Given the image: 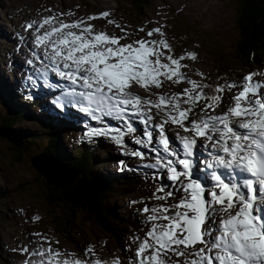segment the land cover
<instances>
[{
    "label": "snow or ice",
    "instance_id": "obj_1",
    "mask_svg": "<svg viewBox=\"0 0 264 264\" xmlns=\"http://www.w3.org/2000/svg\"><path fill=\"white\" fill-rule=\"evenodd\" d=\"M44 11L51 14L28 21V35L19 37L29 53L27 98L41 85L57 91L58 109H76L100 125H85L88 139H108L122 155L148 161L136 167L152 170L145 178L158 184L149 197L129 201L143 205L136 214L144 235L125 242L127 264H264V71L212 83L197 71L196 80L184 61L196 62L199 53L178 55L167 25L129 30L107 10ZM99 19L119 34L98 29L92 21ZM134 122L143 126L139 135ZM126 137L139 147L129 148ZM31 236L13 249L23 264H124L92 244L81 256L43 232Z\"/></svg>",
    "mask_w": 264,
    "mask_h": 264
},
{
    "label": "rangeland",
    "instance_id": "obj_2",
    "mask_svg": "<svg viewBox=\"0 0 264 264\" xmlns=\"http://www.w3.org/2000/svg\"><path fill=\"white\" fill-rule=\"evenodd\" d=\"M235 0H148V4L139 10L133 9L127 0H0V54L3 49L6 50V55L0 60V73H3V78L7 80L15 89L17 86L21 87L20 91H16L15 100L19 102H27L30 100L26 97L21 98L24 91L30 93L27 87H22L17 81L15 75L16 66L12 65L13 60L17 61L19 55L26 61L28 50L25 55L14 49V42L18 41L16 32L24 30L26 21L32 19H39L41 15H49L51 13L45 12L46 8H53L55 12H64L69 9L77 12L78 15L87 16L90 14L99 13L102 11H110L112 13L111 19L117 20L122 25H127L129 30L137 29L147 25V27H157L160 25H167L166 32L174 45L178 55L183 54L188 50H195L199 53V59L196 62L184 61L189 64L186 69L189 76L193 79L200 80L196 74L197 71L208 74L215 65H218V60L225 51H230L235 46L238 39L237 31L234 25ZM79 6L78 8L76 6ZM20 14V16H19ZM26 21H25V20ZM101 30L109 32H117L112 25L107 24L106 19H99L92 21ZM150 22V23H149ZM17 25V26H15ZM6 34V35H5ZM140 35H143L141 33ZM15 42V43H16ZM29 54V53H28ZM30 71V68H29ZM243 71L234 74L231 80L237 81V75L243 76ZM186 83L182 86H168L167 91H179L181 87H188ZM135 90L144 95V90L136 88ZM235 91V90H234ZM58 93H56V96ZM51 97L48 102L54 100ZM156 97L153 96V99ZM223 106V105H222ZM35 113L41 114L39 110L32 108ZM221 110V109H220ZM57 111H60L58 114ZM64 111V110H63ZM63 111L58 109L55 105V113L58 116H63ZM219 111V110H218ZM7 114V108L0 105V119ZM68 124L75 123L67 122V117L63 116ZM1 122V121H0ZM112 122V121H111ZM113 126H121L117 121L112 122ZM95 126H100L98 123ZM137 127V135L141 134L142 125L134 122ZM11 128H22L26 130L42 131L40 122L33 121L30 116L21 118L20 121L14 122L10 125ZM73 131V128H71ZM83 136L87 128L83 130ZM8 132L5 129H0V264H23L24 257L20 255L16 249L21 244H29L32 242L33 232H43L46 235L58 239L60 241L59 248L67 251L76 250L83 255V249L89 245H95L96 250L102 254L103 258L111 260L114 256H119L122 261L123 256L118 251L114 244L112 237L104 232L93 220L81 221L78 219L73 228L77 246H74L62 235H60L50 223V215L44 209L42 197L45 195L43 187L34 183V176L40 175L39 170L46 169L50 173L62 172L68 169L55 163L50 158H44L41 153L46 137L37 138L32 144H28V148L18 156L21 160H14V155L17 152L14 149V139L6 135ZM71 134H65L62 138L63 145L67 150L73 148V144L80 141V134L70 137ZM86 137V136H85ZM102 144L99 146L102 150L95 148V160L105 159L104 167L100 168V172L111 174L112 172L120 171V161L125 160L129 165V172H134L136 166L146 163L148 161H141L138 158L128 157L121 154L119 147L112 141L104 138H99ZM19 140V139H18ZM72 141V142H71ZM126 142L129 148L133 150L138 148L131 137H126ZM22 145V144H21ZM143 150V149H141ZM37 154V155H36ZM40 162H36V160ZM106 160H108L106 162ZM47 162V163H46ZM53 164V165H50ZM96 164L93 166L96 169ZM39 168V170L37 169ZM143 173L145 181H151L145 178V173L148 169H140ZM152 170H149V173ZM73 175H69L66 182L70 181ZM138 193H113L108 198L109 206L114 208L116 213L120 216L126 217L130 222L140 223V216L136 214V209L143 207L141 204L130 205L129 201L133 199L144 198L150 196L151 192L158 186L156 182L151 181ZM119 185H116V188ZM107 201V202H108ZM155 203V202H154ZM20 209H24L20 212ZM39 214L42 220L38 223H33L30 220L32 215ZM136 219V220H135ZM130 232L122 234L136 233L129 224H127ZM131 234V235H132ZM144 235V233H143ZM143 235L141 237H143ZM106 242V244H105ZM10 247V248H9ZM16 261V262H15ZM21 262V263H17ZM125 264V262H124Z\"/></svg>",
    "mask_w": 264,
    "mask_h": 264
},
{
    "label": "trees",
    "instance_id": "obj_3",
    "mask_svg": "<svg viewBox=\"0 0 264 264\" xmlns=\"http://www.w3.org/2000/svg\"><path fill=\"white\" fill-rule=\"evenodd\" d=\"M127 1L135 10L148 4V0ZM234 3V25L238 39L233 49L225 51L218 60V65L206 74L209 77V83L230 80L231 76L241 71L251 72L254 69L264 71V0H235ZM5 55V49H3L0 60ZM11 85L3 78V73H0V105L7 108L6 116L0 119V128L6 129L14 142L19 143L14 144L17 152L13 156L14 160H21L18 155L30 149L29 143L32 144L37 138L46 137V143L39 155L52 159L64 169H68L69 175H73L69 182L57 183L37 167L39 170L37 174L40 175L34 176L33 181L43 187L45 193L42 197L43 206L50 215L52 227L74 246L80 247L77 246L73 231L75 222L78 219L93 220L100 229L112 237L118 251L127 259L129 254L125 251L124 244L132 233L122 234V231L130 232L127 224L136 232L140 231L142 226L137 222L128 221L127 215H118L115 209L109 206L108 198L110 194L118 192L138 193L152 182L145 181L143 173L139 170L134 172L125 170L111 174L100 172V168L104 167L105 159L95 160L97 156L94 153L95 148L102 150L99 147L102 144L100 139L87 142L79 140V143L73 144L71 150H67L62 143V138L65 134H71L70 137L76 136L70 129V127L74 128V125H68L64 119L46 113L47 110L53 112L55 108L44 101L46 95L42 92L32 93L34 98L26 104L14 99L15 92L21 91L18 87L14 89ZM29 94L24 91L21 98ZM32 108L39 110L41 114L35 113ZM25 116L40 122L42 131L10 127L12 123L20 121ZM95 163H97L96 169L93 167ZM116 185L120 187L116 188ZM147 197L144 196V198Z\"/></svg>",
    "mask_w": 264,
    "mask_h": 264
},
{
    "label": "bare ground",
    "instance_id": "obj_4",
    "mask_svg": "<svg viewBox=\"0 0 264 264\" xmlns=\"http://www.w3.org/2000/svg\"><path fill=\"white\" fill-rule=\"evenodd\" d=\"M94 23V22H93ZM99 27V26H98ZM97 27V28H98ZM100 29V28H98ZM101 30V29H100ZM12 65L13 66H16L18 65L17 61L16 60H13L12 62ZM37 99V98H36ZM227 103H230V101H227ZM44 119V118H43ZM45 122V121H43ZM69 122V121H68ZM2 129V128H0ZM44 158H46L44 156ZM44 158H41L39 160H36V162H40V160L44 159ZM41 163V162H40ZM47 163V162H46ZM50 165H53V164H50ZM54 166V165H53ZM63 168V167H62ZM45 175H48L50 177L51 180H53L54 182H57V183H62V182H65L66 179L68 178V173L69 172H66L65 170H62V172H57V173H50V171H46V169H44V172H43ZM47 176V177H48ZM69 182V181H68ZM10 248V247H9Z\"/></svg>",
    "mask_w": 264,
    "mask_h": 264
},
{
    "label": "water",
    "instance_id": "obj_5",
    "mask_svg": "<svg viewBox=\"0 0 264 264\" xmlns=\"http://www.w3.org/2000/svg\"><path fill=\"white\" fill-rule=\"evenodd\" d=\"M5 130H6V129H5ZM6 135H7L8 137L12 138V136H11L10 133L6 132Z\"/></svg>",
    "mask_w": 264,
    "mask_h": 264
}]
</instances>
